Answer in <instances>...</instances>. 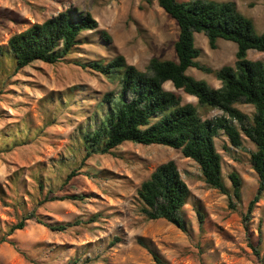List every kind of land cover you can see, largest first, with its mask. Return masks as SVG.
Wrapping results in <instances>:
<instances>
[{"label": "rangeland", "instance_id": "1", "mask_svg": "<svg viewBox=\"0 0 264 264\" xmlns=\"http://www.w3.org/2000/svg\"><path fill=\"white\" fill-rule=\"evenodd\" d=\"M207 1L233 3L264 33V0ZM70 7L90 12L98 29L83 33L65 60L37 61L15 72L9 39ZM178 33L157 0H0V264H155L138 238L168 264H264V193L246 220L259 185L250 163L255 146L246 137L240 149L230 146L223 133L215 139L228 194L210 188L195 161L162 145L127 142L111 154L84 160L83 135L99 126L108 108L103 96L117 95L120 83L81 65L123 56L147 71L153 58L177 59ZM195 43L202 52L197 61L213 72L236 62L233 42L219 40L211 49L205 35L196 34ZM247 57L262 61L264 53L250 50ZM187 74L213 88L222 86L214 73L190 68ZM164 88L195 105L204 119L222 115L200 107L171 82ZM236 107L249 118L255 112L251 105ZM169 161L191 191L182 210L186 231L165 220L148 221L139 211L140 185ZM73 171L76 175L68 178ZM232 172L242 179L241 201L231 196ZM33 212L66 229L53 231L28 220L23 230L10 234Z\"/></svg>", "mask_w": 264, "mask_h": 264}, {"label": "trees", "instance_id": "2", "mask_svg": "<svg viewBox=\"0 0 264 264\" xmlns=\"http://www.w3.org/2000/svg\"><path fill=\"white\" fill-rule=\"evenodd\" d=\"M157 4L177 23L176 60L153 58L147 71L129 65L123 56L108 62L93 61L81 65L120 83L117 95L110 92L103 96L108 108L99 126L83 135L87 150L84 160L92 154H111L127 142L162 145L179 150L185 158L195 161L205 183L228 194L223 180L222 157L215 139L223 133L230 146L240 149L246 137L255 146L250 163L259 181L257 192L248 204L247 220L264 193V60L252 61L247 55L250 50L264 53V33H258L252 20L238 12L233 3L157 0ZM98 27V21L90 12L75 7L32 25L8 41L7 50L15 65L14 71L37 61L57 64L65 60L82 42L83 33L96 31ZM196 34L205 35L211 49L217 48L219 40L235 43V64L214 72L200 65L197 59L202 52L196 47ZM101 36L105 42L111 40L106 31H102ZM2 53L0 48V56ZM190 68L214 73L222 86L213 88L206 81L189 76ZM168 82L176 90L195 97L200 107L220 110L222 115L202 118L195 105L184 104L180 95L164 88ZM239 103L253 106L252 118L236 107ZM75 175L73 171L68 178ZM229 179L231 196L241 201L240 175L232 172ZM190 197L191 191L173 161L157 167L137 191L139 211L148 221L165 220L182 231H186L182 210ZM28 220L53 231L66 229V225L47 224L33 212L14 225L10 234L23 230ZM138 243L149 251L155 264H168L150 243L142 238H138Z\"/></svg>", "mask_w": 264, "mask_h": 264}]
</instances>
